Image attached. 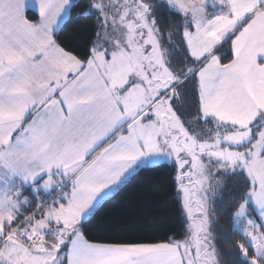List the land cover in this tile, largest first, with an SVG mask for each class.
Segmentation results:
<instances>
[{
    "label": "snow or ice",
    "instance_id": "obj_1",
    "mask_svg": "<svg viewBox=\"0 0 264 264\" xmlns=\"http://www.w3.org/2000/svg\"><path fill=\"white\" fill-rule=\"evenodd\" d=\"M0 264H264V0H0Z\"/></svg>",
    "mask_w": 264,
    "mask_h": 264
},
{
    "label": "rangeland",
    "instance_id": "obj_2",
    "mask_svg": "<svg viewBox=\"0 0 264 264\" xmlns=\"http://www.w3.org/2000/svg\"><path fill=\"white\" fill-rule=\"evenodd\" d=\"M101 62V72L104 73L105 65ZM122 71H117V72H111L110 73V79L112 80L113 85H120L123 82L122 79ZM143 101V93L141 92H132L128 94L124 98V102L126 103L127 107L131 110L137 107L141 102Z\"/></svg>",
    "mask_w": 264,
    "mask_h": 264
},
{
    "label": "crops",
    "instance_id": "obj_3",
    "mask_svg": "<svg viewBox=\"0 0 264 264\" xmlns=\"http://www.w3.org/2000/svg\"><path fill=\"white\" fill-rule=\"evenodd\" d=\"M98 64H99V72H95V71H94V72L92 73V77H93V78H98L99 75H100V73H102V72H101V62H98ZM70 67H73V68H74L75 65H74V64H73V65H70Z\"/></svg>",
    "mask_w": 264,
    "mask_h": 264
}]
</instances>
